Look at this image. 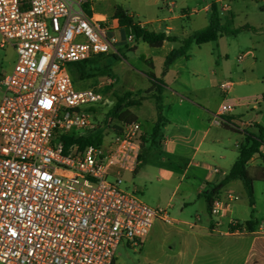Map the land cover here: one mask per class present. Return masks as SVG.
<instances>
[{
  "label": "built area",
  "instance_id": "2783aa9c",
  "mask_svg": "<svg viewBox=\"0 0 264 264\" xmlns=\"http://www.w3.org/2000/svg\"><path fill=\"white\" fill-rule=\"evenodd\" d=\"M90 5L0 0L1 47L16 54L11 72L0 78V264H114L118 245L141 246L155 220L182 225L167 209L139 200L136 190L121 188L123 174H135L141 164L139 121L107 119L102 130L91 106L103 95L74 87L68 65L111 53L118 43V19L92 15ZM102 77L101 89L116 82ZM232 87L218 85L224 95ZM232 111L221 105L215 123ZM78 130L100 131L101 143L81 148ZM237 201L232 191L213 197L209 233H250L237 220L224 226ZM186 226L191 230L195 221Z\"/></svg>",
  "mask_w": 264,
  "mask_h": 264
},
{
  "label": "crops",
  "instance_id": "0c3cea01",
  "mask_svg": "<svg viewBox=\"0 0 264 264\" xmlns=\"http://www.w3.org/2000/svg\"><path fill=\"white\" fill-rule=\"evenodd\" d=\"M223 1L205 0L204 4H199L198 0H91L90 8L92 15L112 21H116L114 13L119 8L139 28L181 40L208 26L211 3L217 5L219 17L222 10H229L230 13V7ZM198 5H202L200 12L198 10L195 15L190 14L196 11ZM189 7L191 10L188 14L186 9ZM230 19H233L231 14ZM118 24V43L112 52L114 59L123 50L133 52L132 61L140 65L144 63L148 75H154L153 57L159 52V77H153L161 89L158 97L163 122L157 145L151 146L149 138L144 140L147 133L139 121L142 128V153L144 155L146 150L148 152L145 161L135 172L136 184H133L132 189L143 194L151 207L167 209L172 219L182 223L181 226L169 225L177 231L182 242V250L178 255L170 256L175 257L174 264H264V180L260 179L264 172V146H260L258 152L246 162V171L253 180V207H250L245 187L239 179L224 182L241 148L249 145V135H257L258 127H264V79H255L257 75L253 50L245 51L241 60L238 59L239 55V64L233 69L228 66L227 52L220 45L218 49L221 58H226H223L222 63L217 66H213L212 62L190 65L192 47L205 45L192 44L185 55L176 58L164 69V61L169 52L180 48L179 41L167 40L160 47H151L137 41L131 27ZM244 26L249 25L241 27ZM120 32H124V40ZM128 36L133 38L131 42L126 40ZM133 41H136V45H132ZM139 46L140 55L136 54ZM15 60L16 54L12 47H1L0 36V78L11 72ZM217 74L223 78L216 77ZM236 77L250 78L246 88L249 92L240 98L234 93V87L244 83V80L232 81ZM223 81L233 84L229 92H233V95L228 99L233 111L222 116L224 122L216 124L215 116L223 100L216 104L214 91L217 89L221 97L227 96L218 88ZM150 89L148 94H155ZM151 117L152 130L157 119L155 106ZM215 169L219 172H214ZM227 191L245 198L243 203L232 205L224 226L232 219L243 223L252 222V229H249L247 235L209 233L207 196L212 192L213 197L222 196ZM242 207L250 209L247 216L237 215ZM193 221L195 227L188 230L186 224Z\"/></svg>",
  "mask_w": 264,
  "mask_h": 264
},
{
  "label": "rangeland",
  "instance_id": "374dc122",
  "mask_svg": "<svg viewBox=\"0 0 264 264\" xmlns=\"http://www.w3.org/2000/svg\"><path fill=\"white\" fill-rule=\"evenodd\" d=\"M223 2L230 7L231 12L229 13V10L226 9L221 11L220 18L222 25L229 29H236L242 25L248 24L253 30L241 31L236 35L228 34L219 40V42H210L200 47H192L189 64L194 65L196 62H201L206 65L207 62H212L213 66L219 65L224 59L226 60L224 57L221 58L218 49V45H220V47L227 52L228 66L233 69L239 64L237 62V57L242 54L244 55L245 51L251 49L255 54V74L257 75L255 79H264V0H224ZM198 3L204 4L205 0H198ZM201 8L202 5H198L196 12L198 10L200 12ZM190 10L191 8L189 7V9H186V12L189 14ZM230 14L233 17L232 20L230 19ZM120 34L122 40H124V32H120ZM132 43H128V45H136V41ZM140 46L136 52V54L139 55L141 54ZM132 54L133 52H125V50H123L121 55H115V59L112 57L114 53L111 52L83 62L80 65L87 76L82 78L78 77L76 73L77 65L70 64L67 69L72 76L75 89L82 90L93 88L95 92H100L103 95L102 103L91 106L92 112L95 113L94 117L96 122L101 125L102 130L106 125L107 119H112L116 122V119L123 121L129 117L128 120L135 119L145 126L144 130L147 134H145L144 140H146L148 138L150 139V134L152 132L151 116H153L154 113L156 94H148L147 91L152 87V81H150L148 77L149 72L144 66V63L140 65L138 62L132 61ZM10 57H12V55H10ZM159 60V52H157L153 57L155 67L152 70L153 72H151L158 77ZM102 74L115 76L116 82L113 86L110 85L103 89L97 86L99 81H102ZM216 77L222 76L217 74ZM239 80H244V83L235 85L234 93L240 98L244 93L249 92L246 88L248 87L247 81L250 80V78L239 79L236 77L232 79V81ZM214 93L217 96V99H214L216 104H220L222 100L225 105L231 104L228 99L233 95V92L227 94L225 98L220 96L217 89H215ZM76 133H79L78 135L87 134L86 131L82 130H78ZM149 147L150 145L148 148ZM147 152L146 150L143 155L144 158H146ZM123 178L124 182L121 188L125 191L132 190L133 184H136L135 174L129 175L124 173ZM109 180H112V178H109ZM136 196L143 203L150 206L145 201L143 194L137 193ZM237 196L238 201L235 203H243L245 196L238 194ZM249 212L250 209L247 210L242 207L237 215L247 216ZM210 220L212 219L209 216V221ZM181 250L182 242L177 231L171 226L159 220H155L148 235L143 239L141 246L130 245L125 241H122L118 245L115 252L114 264H174L175 257L170 256L178 255V252Z\"/></svg>",
  "mask_w": 264,
  "mask_h": 264
},
{
  "label": "trees",
  "instance_id": "16d2710c",
  "mask_svg": "<svg viewBox=\"0 0 264 264\" xmlns=\"http://www.w3.org/2000/svg\"><path fill=\"white\" fill-rule=\"evenodd\" d=\"M114 18L118 19L119 25L121 27H131L133 29L135 39L137 41H142L146 44H148L151 47H160L164 41L170 40V41H179L181 43L180 48L176 50H172L167 55L165 61H164V69H167V67L178 57L183 56L186 54L188 49L192 44L194 45H202L209 42H215L219 37L222 35H236L240 33L241 31H247V30H253L250 26H244L239 27L236 29H229L226 26L222 25L220 22L219 12L217 5L213 2L210 5V17H209V23L208 26L199 31L193 32L189 37L184 39H176V38H170L165 36L164 34H154L152 32H148L146 30H143L136 26L132 19L129 18L125 12H123L121 9L117 8L114 13ZM81 63H74L73 65H77L76 73L78 74V77L82 78L84 76H87V74L84 72V69L80 65ZM103 75V74H102ZM150 81H152V87L150 91L154 90L156 97H155V108L157 111V119L154 123L152 132L150 134V142L151 146L157 145V139L159 138V130L160 125L163 122V117L161 115V106H160V98L158 97L161 93V89L158 82H156V79L152 75L148 76ZM116 121H119L116 119ZM64 140L66 141V144H70L72 142L71 138L64 137ZM77 143L80 145V147H84L86 145L92 144V145H99L102 141V135L100 131L95 132H88L84 136H80L76 139ZM249 145L243 146L240 150L239 157L233 164L232 168L229 171V174L224 179V182L232 179H239L246 190L248 201L250 207H253L254 205V199H253V188H252V182L253 180L248 176V173L246 171V162L258 152V148L262 145H264V127H258V134L257 135H249ZM145 161V158L143 156V153L141 154V164ZM261 180H264V172H262V175L260 177ZM216 191V190H215ZM213 192L207 196L208 200V206L210 202L213 199ZM247 227L249 229H252V222L246 223Z\"/></svg>",
  "mask_w": 264,
  "mask_h": 264
}]
</instances>
